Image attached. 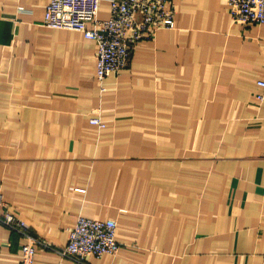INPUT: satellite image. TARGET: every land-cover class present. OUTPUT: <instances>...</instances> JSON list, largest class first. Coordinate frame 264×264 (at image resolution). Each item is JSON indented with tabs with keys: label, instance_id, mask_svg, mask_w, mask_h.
Listing matches in <instances>:
<instances>
[{
	"label": "crops",
	"instance_id": "0c3cea01",
	"mask_svg": "<svg viewBox=\"0 0 264 264\" xmlns=\"http://www.w3.org/2000/svg\"><path fill=\"white\" fill-rule=\"evenodd\" d=\"M48 3L0 0V187L48 244L34 264H81L58 251L79 215L117 221L87 264H264V22L174 0L102 91L96 42L43 24ZM22 242L0 221V264Z\"/></svg>",
	"mask_w": 264,
	"mask_h": 264
},
{
	"label": "built area",
	"instance_id": "2783aa9c",
	"mask_svg": "<svg viewBox=\"0 0 264 264\" xmlns=\"http://www.w3.org/2000/svg\"><path fill=\"white\" fill-rule=\"evenodd\" d=\"M104 0H49L43 24L53 28L81 31L85 38L97 44L96 78L101 90H106L104 80L112 73L129 66L137 44L152 39L161 28L175 25L174 0H105L110 4V14L99 16ZM231 17L235 22H264V0H228ZM23 9V7H21ZM257 99L264 100V78ZM90 121L101 127L104 123L97 116ZM0 204L5 211L0 221L18 231L23 237L21 264H34L35 253L42 244L48 246L29 230V225L8 208L0 187ZM117 221L113 218L77 216L70 229L68 242L58 249L63 256L87 264L91 256L116 254L120 243L116 239Z\"/></svg>",
	"mask_w": 264,
	"mask_h": 264
},
{
	"label": "rangeland",
	"instance_id": "374dc122",
	"mask_svg": "<svg viewBox=\"0 0 264 264\" xmlns=\"http://www.w3.org/2000/svg\"><path fill=\"white\" fill-rule=\"evenodd\" d=\"M264 259V258H263Z\"/></svg>",
	"mask_w": 264,
	"mask_h": 264
}]
</instances>
